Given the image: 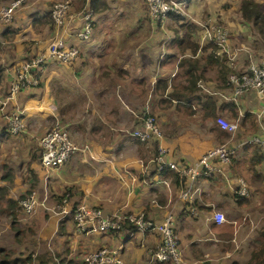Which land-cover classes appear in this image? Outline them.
Segmentation results:
<instances>
[{"label": "crops", "instance_id": "0c3cea01", "mask_svg": "<svg viewBox=\"0 0 264 264\" xmlns=\"http://www.w3.org/2000/svg\"><path fill=\"white\" fill-rule=\"evenodd\" d=\"M10 1L0 0V7ZM55 1L26 0L10 22L0 21V212L7 208L8 198L18 201L30 191L39 202L34 214L21 217L25 222L17 224L18 230L0 214V248L12 251L14 257L45 255V264H57L59 259L83 264L86 251L120 246L125 264H170L150 260L149 250L161 239L155 230L129 231L126 224L119 232L77 233L71 217L51 212L58 197L69 191L72 208L85 202L102 208L107 216L143 212L155 224L169 217L182 264H245L252 251L256 261L251 264H264V250L258 253L264 243V161L252 159L256 147L246 142L253 135H264V96L251 91L233 98L227 73L222 74L241 72L250 61L264 60V52L262 57L255 54V46L261 49L262 44L258 33L242 20L241 0H175L182 6V13L175 15L195 25L193 39L200 46L206 44L201 25L212 18L229 31L231 53L217 50L220 65L205 64L202 56L207 52L195 56L201 63L199 90L187 103L166 105V90L156 89L159 79L168 87L186 83L179 62L190 51L180 52L176 41L185 28L170 16L154 21L144 0H105L108 7L99 12L88 8V0L82 9L76 8L79 0H71L60 34L67 44L78 47V58L69 64L48 62L38 86L7 99L16 67L50 42L48 12ZM230 12L238 15L254 44L243 42L245 31L239 38L235 36L240 31L231 34ZM86 20L91 21L92 32L81 40L77 34ZM185 93L179 90L182 98ZM206 94L215 100L213 117L203 114ZM192 96L200 97V103ZM16 111L24 128L11 135L7 114ZM147 111L162 129L164 159L178 170L197 164L208 149L223 142L233 150L230 163L216 161L220 172L191 183L179 174L174 179V170L158 173L153 162L156 142H139L130 135ZM218 115L236 122L233 135L226 138L225 130L215 129ZM53 117L68 129L78 149L60 167L48 168L40 163L38 145ZM240 180L248 195L236 194ZM215 211L224 214V222L213 220ZM33 264L40 261L34 259Z\"/></svg>", "mask_w": 264, "mask_h": 264}, {"label": "built area", "instance_id": "2783aa9c", "mask_svg": "<svg viewBox=\"0 0 264 264\" xmlns=\"http://www.w3.org/2000/svg\"><path fill=\"white\" fill-rule=\"evenodd\" d=\"M26 0H11L8 5L0 7V21L10 22L15 11ZM147 6V12L154 21L164 20L168 14L182 13V6L175 0H144ZM71 0H57L53 3L50 10V16L54 24L53 35L45 49L39 53L24 59L15 70V77L12 81L7 99H11L21 90L36 87L41 81L42 72L45 70L48 62H58L61 64H69L79 56V49L75 45L67 44L63 36L60 34L64 27L66 18L70 15ZM89 14H87L88 16ZM86 16V17H87ZM210 23V24H209ZM206 35L203 39L206 42L217 44L220 49L227 53H231L228 47L229 31L217 21H209L207 24L201 25ZM92 32L91 21L86 20L83 29L78 32L77 36L81 40H86ZM235 50V49H234ZM226 85L231 89L232 97L237 98L247 92H255L264 96V60L260 62L250 61L246 70L237 72L232 71L227 74ZM206 92H209L204 88ZM4 103L2 104V106ZM216 124L220 129L225 130L230 135L237 129V124L230 121L222 115L216 117ZM23 127L19 112L7 114V129L9 134L17 135ZM130 135L138 139L140 142L147 143L156 142V154L153 162L156 170L162 171L164 168L175 170L181 177H185L190 183L196 181L199 177L213 178L220 172V168L215 164L216 161L222 163H230L233 150L226 143L218 144L208 149L198 160L197 164L185 166L178 170V166L173 162H167L164 159L166 149L160 143L163 137L161 127L157 122V118L149 111L145 112L140 118V126L134 129ZM248 144L255 146L264 153V135H253L246 140ZM40 146V163L44 167L57 168L67 162L69 157L78 149L77 145L72 141L68 129L61 126L57 121L53 126L47 129L39 140ZM165 182V180H164ZM237 195H248L246 183L239 181V187L236 189ZM186 192L182 194L183 197ZM71 194L64 191L57 201L52 205L51 212L58 214L60 218L69 216L74 222L75 231L77 233L90 232H119L123 229L124 222H128L133 230H155L160 235V242L154 248L149 250L151 261L170 262L171 264H182L178 242L175 237L172 220L166 217L160 224H155L149 220L143 213L118 212L111 216L104 214L102 208L98 206H90L85 202L77 204L74 208L70 205ZM38 199L34 191L26 193L18 200V207L23 214V218H28L34 214L38 205ZM195 214V210H191ZM225 216L220 211L213 213V220L216 223L225 221ZM83 264H125L120 253V246L112 247L108 245L101 246L86 251L81 256ZM57 264H69L67 260H59ZM188 264H201L197 261Z\"/></svg>", "mask_w": 264, "mask_h": 264}, {"label": "trees", "instance_id": "16d2710c", "mask_svg": "<svg viewBox=\"0 0 264 264\" xmlns=\"http://www.w3.org/2000/svg\"><path fill=\"white\" fill-rule=\"evenodd\" d=\"M85 0H79L76 8L82 9L84 6H88L91 11L93 12H99L102 10H105L108 5L105 2V0H88L87 4ZM53 5V4H52ZM52 5L48 12V21H50L52 29L54 28V24L52 22V18L50 16V10L52 8ZM242 20L249 23L253 31L258 33L259 39L264 38V3L256 2L254 0H241L240 6H239ZM168 16L172 17L175 22L178 23V25L182 28H185V31L176 37V41L178 44L179 51L183 54L186 50L190 51V55L184 56L180 62L179 65L183 67V73L186 83L184 85H179L178 83L172 84L171 87H168V84L163 79L157 80L156 83V89L158 92H164L166 90V98L164 99V102L166 105H171L173 101L178 105V101L180 102H188L190 100V95H192L193 92L196 90H199V86L197 84L198 80L201 77L200 73H197V70L201 68V63L198 58H195L198 52H207L206 55L202 56V59L204 60V63L207 65H220L221 61H219L217 56V50L220 48L217 44L213 42H206L205 45L200 46L198 42H196L193 39V33L196 30V27L193 23H186L185 19L175 15L173 13L168 14ZM229 72H232L231 70L224 71L222 74L225 75ZM226 74V79H227ZM225 80V78H223ZM225 84V82H224ZM38 86V85H37ZM179 90H185V97H181L179 95ZM194 100L197 103H200L201 98L198 96H192ZM201 107L203 108V114L208 117H213L215 115V100L213 97L209 94H206L204 96V101L201 102ZM190 111L192 110V107L189 106ZM216 130L219 129V126L215 128ZM225 137H229V133L225 132ZM135 139V138H134ZM139 141L138 139H135ZM140 142V141H139ZM156 149V148H155ZM252 159L255 161L262 162L264 161V153L261 152L258 148H252ZM168 169L173 170L171 168H164L162 171H159L158 173L167 175L169 172ZM175 171V170H174ZM178 173L175 171V174H173L174 179L178 178ZM181 179H185V177H180ZM0 196L1 190H0ZM7 208L3 209L0 214L5 215L8 219L11 221V227L14 228V230H18L19 226L16 225L18 222L17 220V214H15V210L18 206L17 200L7 199ZM16 205V206H15ZM16 223V224H15ZM126 224H129L128 222H124L123 229ZM130 226V227H129ZM127 229H130L129 231H133L132 226L129 224ZM262 236L264 238V230L262 232ZM34 259H38L40 261V264H45L48 259L45 255H39L35 258L31 256V254H28L26 256H18L14 257L13 252L4 248H0V264H33ZM251 259V256L248 258ZM63 260V259H61ZM58 262V261H57ZM69 262V261H68ZM70 264V262H69ZM171 264V263H170ZM247 264V262L245 263Z\"/></svg>", "mask_w": 264, "mask_h": 264}, {"label": "rangeland", "instance_id": "374dc122", "mask_svg": "<svg viewBox=\"0 0 264 264\" xmlns=\"http://www.w3.org/2000/svg\"><path fill=\"white\" fill-rule=\"evenodd\" d=\"M1 4L3 5V6H6V5H8V4H6L5 2H1ZM74 5V3H72V6ZM139 5H140V3H139ZM146 5V4H145ZM144 5V8H145V10L147 11V6H145ZM141 6V5H140ZM205 15H207V12H206V14ZM204 20H206V18H204L203 19V21ZM211 21H217L218 23H220V24H222L221 22H220V20L218 19V18H212L211 19ZM228 21H230L231 22V34H233V36L236 34V31H240V32H238V34H237V36H235V38H239L240 37V35H241V31L242 32H244L245 31V28H244V26H243V24H242V22H241V20L239 19V17H238V15H236V14H234L233 12H230V16L228 17ZM177 23V22H176ZM210 24V23H209ZM177 25H178V23H177ZM111 26V25H110ZM203 34H205L206 35V32L204 31V33ZM249 34V32L248 31H245L244 32V35H243V38H246V36ZM201 35H202V33H201ZM258 38V40H259V42H260V44H262V47H261V49H259L258 47H256L255 45V54L257 55V56H261L262 57V54H263V52H264V38L263 39H259V37H257ZM252 37H249V35L247 36V38L243 41V42H245L248 46L249 45H251V44H254V43H252ZM253 52V51H252ZM45 71V70H44ZM44 71L42 72V75H41V78L43 77V74H44ZM256 96H258L257 94H255ZM259 105V104H258ZM254 108L253 109H255V106H253ZM256 110V109H255ZM56 120L57 119H54V117L53 118H51V120L49 121V127H48V129L49 128H51L52 126H53V124L56 122ZM57 122L61 125V126H64V125H62L61 123H60V120L58 119L57 120ZM24 128V123H23V127H22V129ZM66 128V127H65ZM228 144V143H227ZM38 153H39V157H40V153H41V151H40V146L38 145ZM49 168H52V167H49ZM16 206V205H15ZM15 212V214H18V217H19V219L23 216V214H22V212H21V210H19V207L17 206V209L14 211ZM18 217H17V220H19L18 219ZM27 220V219H26ZM25 222V219H22L21 218V220H19L18 222H16L17 224L19 223V225L20 224H22V223H24ZM15 223V224H16ZM16 224V225H17ZM258 253L259 254H261V252H263V250H264V243H261V245H259V247H258ZM248 252H250V249H248ZM254 255H255V251H252V253L250 254V255H248V258L251 256V259H248L247 260V264H251L253 261H256V259L254 258ZM60 260V259H59ZM68 261V260H67Z\"/></svg>", "mask_w": 264, "mask_h": 264}, {"label": "clouds", "instance_id": "9594fccd", "mask_svg": "<svg viewBox=\"0 0 264 264\" xmlns=\"http://www.w3.org/2000/svg\"><path fill=\"white\" fill-rule=\"evenodd\" d=\"M134 231V230H133Z\"/></svg>", "mask_w": 264, "mask_h": 264}]
</instances>
